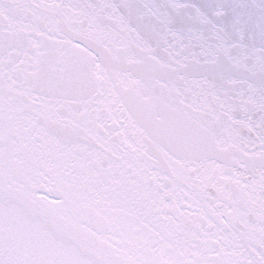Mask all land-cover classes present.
<instances>
[{
    "label": "snow or ice",
    "instance_id": "6c2138e0",
    "mask_svg": "<svg viewBox=\"0 0 264 264\" xmlns=\"http://www.w3.org/2000/svg\"><path fill=\"white\" fill-rule=\"evenodd\" d=\"M0 264H264V0H0Z\"/></svg>",
    "mask_w": 264,
    "mask_h": 264
}]
</instances>
